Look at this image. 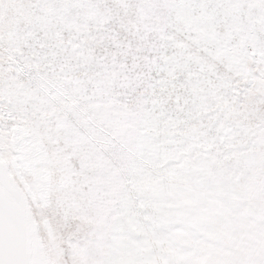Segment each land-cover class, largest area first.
Masks as SVG:
<instances>
[{
    "label": "snow or ice",
    "instance_id": "snow-or-ice-1",
    "mask_svg": "<svg viewBox=\"0 0 264 264\" xmlns=\"http://www.w3.org/2000/svg\"><path fill=\"white\" fill-rule=\"evenodd\" d=\"M0 264H264V0H0Z\"/></svg>",
    "mask_w": 264,
    "mask_h": 264
}]
</instances>
